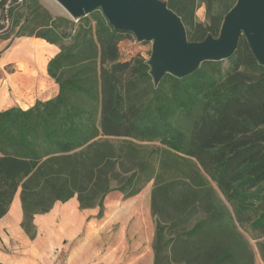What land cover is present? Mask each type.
Here are the masks:
<instances>
[{
	"label": "trees",
	"instance_id": "16d2710c",
	"mask_svg": "<svg viewBox=\"0 0 264 264\" xmlns=\"http://www.w3.org/2000/svg\"><path fill=\"white\" fill-rule=\"evenodd\" d=\"M164 1L191 41L218 37L237 2ZM23 3L8 10L11 30L58 46L46 69L59 89L0 110V219L19 193L21 227L34 239L35 216L58 202L76 197L102 218L110 193L131 198L153 182V264H242L231 243L233 234L245 240L239 227L264 240V66L245 36L228 58L155 84L149 58L120 50L133 33L101 9L73 20Z\"/></svg>",
	"mask_w": 264,
	"mask_h": 264
},
{
	"label": "rangeland",
	"instance_id": "374dc122",
	"mask_svg": "<svg viewBox=\"0 0 264 264\" xmlns=\"http://www.w3.org/2000/svg\"><path fill=\"white\" fill-rule=\"evenodd\" d=\"M38 1L52 14L67 16L62 6L55 0ZM24 5L23 3L18 8L20 12L23 11ZM197 15L200 21H205L203 6L198 9ZM1 43L3 45L0 48V58L2 55L3 58L0 60V65L5 62H13L5 65V71L8 73L16 72L0 82V107L9 104L26 107L36 95H40L44 90L52 86L54 81L48 76L46 68L48 60L53 56L54 51L52 46H50L51 44L45 40L36 37H16L15 31L10 29L0 32ZM120 50L125 57L140 54L150 58L152 41H138L133 34L132 38L125 39L120 43ZM1 76L2 72L0 71V78ZM54 88H56L55 82L53 91ZM152 187L153 182L148 183L139 194L131 198H124L121 193L113 191L106 197L105 211L102 218L97 217L98 208L87 210V212L80 211L79 218L82 217L81 215H83L82 219L87 218L85 220L87 222L86 226L83 228L82 233L68 243L63 242L59 238L42 236V245L46 246L47 254L45 257L38 259V264L68 263L72 248L83 241L86 232L85 228L89 229L90 225H94L93 237L90 241L94 247L100 248L98 250L99 255L104 256L110 248H114L119 252L114 259H118L117 257H120L123 253L122 250L126 249V256L124 257L126 259L131 256L132 251L137 249L139 251L137 254L141 253L142 258H144L141 264H145L147 260L145 256L146 250L148 247L152 249L155 232V220L151 214L150 207ZM15 207L16 204L12 206L13 215L16 210ZM228 207L232 209L230 204H228ZM67 212L69 222L77 220L74 210ZM43 217L45 218V216ZM42 222L45 225V229L54 230L60 227V221L57 218L49 219L48 221L43 220ZM239 229L242 235L246 237L245 242L239 240L240 238L237 237V234L231 235L235 240L231 241V243H235V248L238 252L237 260L242 264H264L259 248V244L264 242V240H254L240 227ZM13 239L19 241L22 245H27L25 238L17 231L13 233ZM134 245H140L141 247H136L135 249L133 248ZM15 247L12 244L11 247L5 248L12 259L20 256L18 248L16 250Z\"/></svg>",
	"mask_w": 264,
	"mask_h": 264
},
{
	"label": "water",
	"instance_id": "95a60500",
	"mask_svg": "<svg viewBox=\"0 0 264 264\" xmlns=\"http://www.w3.org/2000/svg\"><path fill=\"white\" fill-rule=\"evenodd\" d=\"M73 20L101 9L117 30L131 31L138 41H152L148 60L155 84L170 73L186 76L205 60H223L238 47L241 35L264 66V0H237L225 15L218 37H187L181 18L164 0H55Z\"/></svg>",
	"mask_w": 264,
	"mask_h": 264
},
{
	"label": "crops",
	"instance_id": "0c3cea01",
	"mask_svg": "<svg viewBox=\"0 0 264 264\" xmlns=\"http://www.w3.org/2000/svg\"><path fill=\"white\" fill-rule=\"evenodd\" d=\"M26 38H31V37H26ZM2 45L3 43L0 44V48L2 47ZM50 46H52V50L54 51V54L59 51L57 45L51 44ZM2 58L3 55L0 58V60ZM9 63H13V62H5L2 65H0V71L2 72L0 82L5 80L6 78H9L11 75H14V73L16 72L14 71L13 73H8L5 71V65ZM54 82L49 91L45 92L42 95H36L26 107H22L17 104H9L0 107V110H4L12 106H18V107H22L23 109H27L31 107L38 99L47 100L55 96L58 93L59 87L58 84L55 82L56 88H54L53 91ZM14 204H16L15 207L16 210L14 211V215H13L12 206ZM12 206L9 212L0 219V262H2L3 264H38V259L45 257L47 254L46 246L42 245L43 244L42 236L59 238L65 243H68L70 240H74L80 233L83 232V228L86 226L87 223L85 222L87 218L82 219L83 215H81L82 217L79 218L80 211L87 212V210L93 209L92 208V209L81 210L79 208V203L76 197L70 199L65 203L58 202L55 204V206L52 208L50 212L35 216L34 223L37 227V235L34 239H31L28 236V234L24 231V229L21 227L23 212H22L19 193L16 194ZM72 209L76 214L77 220L73 222H69L67 211L70 210L73 211ZM43 216H45V218ZM53 218L59 219L60 227L54 230L45 229V225L43 224L42 221L43 220L48 221L49 219H53ZM85 230L86 232L83 241H81L80 243H78V245L72 248L70 252L69 262L66 264H141L143 263L144 258H142V254L140 253L138 255L137 253L139 251H137L136 249V247L140 248L141 247L140 245H134L133 248H135L136 250L132 251L131 256H128L126 259H124V257L126 256V249L122 250L123 253L120 257H117L118 259H114L116 258L117 254H119V252H117L114 248L112 249L110 248L106 253V255L104 256L99 255L98 250L100 248L94 247V245H92L90 241L93 237L94 225H90V228L89 229L85 228ZM15 231L19 232L25 238V240L27 241L26 242L27 245H22L19 241H15L13 239V233ZM12 244L13 246H16L15 249L18 248V252L20 254L18 258L12 259L10 254L5 250L6 247H11ZM152 249L148 247L146 250L145 256L147 260L145 264H153L152 256L154 259V251Z\"/></svg>",
	"mask_w": 264,
	"mask_h": 264
},
{
	"label": "built area",
	"instance_id": "2783aa9c",
	"mask_svg": "<svg viewBox=\"0 0 264 264\" xmlns=\"http://www.w3.org/2000/svg\"><path fill=\"white\" fill-rule=\"evenodd\" d=\"M1 2V0H0ZM24 0H7L4 3V8L2 10H4L5 17L3 19H1V24L3 25V28L0 29V32L4 31V30H11L12 25H13V21H14V16L13 14H9L8 10L12 7L15 6V9L19 8L22 4H23ZM1 14V11H0Z\"/></svg>",
	"mask_w": 264,
	"mask_h": 264
}]
</instances>
